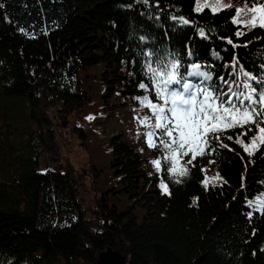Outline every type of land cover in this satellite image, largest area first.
I'll use <instances>...</instances> for the list:
<instances>
[{"label": "trees", "instance_id": "1", "mask_svg": "<svg viewBox=\"0 0 264 264\" xmlns=\"http://www.w3.org/2000/svg\"><path fill=\"white\" fill-rule=\"evenodd\" d=\"M218 4L231 7L213 11ZM0 5V264H94L108 247L125 264H264V145L248 155L235 143L246 129L230 128L211 140V155L174 176L165 149L147 145L152 129L139 122L151 117L140 99L155 97L140 87L151 84L150 53L179 60L181 72L198 64L212 76L206 86L264 88V27L233 23L244 0ZM59 111L76 117L75 132L102 169L43 166L47 142L65 134ZM210 161L219 179L205 189Z\"/></svg>", "mask_w": 264, "mask_h": 264}, {"label": "snow or ice", "instance_id": "2", "mask_svg": "<svg viewBox=\"0 0 264 264\" xmlns=\"http://www.w3.org/2000/svg\"><path fill=\"white\" fill-rule=\"evenodd\" d=\"M251 4L249 8L248 0H244V7L235 9L233 23L242 24L249 30L257 26L264 27V5L258 4L257 0H251ZM200 7L198 4V11ZM228 7H231V4H218L213 6V11ZM242 16L247 19L242 20ZM181 22L188 23L187 20ZM203 35L201 32V36ZM149 55L147 71L151 84L142 82L140 87L146 91L149 88L154 89L155 97L144 96L140 99L141 105L150 110L151 117L145 116L139 122L142 126L152 129L145 133L147 145L155 148L158 141L165 149L163 159L171 161L172 165L168 171L174 176L187 175L188 165L192 164L197 156L211 155L215 151L211 140L220 141L219 133L230 128L246 129L237 135L235 143L240 144L248 155L260 151L264 145V88L258 92L250 83L245 82L243 88L248 90L245 93L235 90L231 85L227 89L219 88L215 84L206 86L204 81L212 80V76L201 72L198 64H193L190 71L181 72L179 60L161 62L160 58H157L153 61L152 54ZM154 63L156 67H153ZM243 71L241 69V72ZM193 76L203 77V80L194 83L187 79ZM252 78L248 76V80ZM224 83L228 84V81ZM174 85L178 87H173ZM87 119L91 120L93 117L89 116ZM248 125H253L254 129L246 127ZM248 132H253V135L250 142H245L243 137ZM220 146L227 147L223 143ZM189 155L190 159L180 165L178 171V160ZM152 163L157 171L161 170L160 159L153 160ZM213 179H219V173ZM176 182L181 181L177 179ZM160 186L165 194L170 195L167 185L161 182Z\"/></svg>", "mask_w": 264, "mask_h": 264}, {"label": "rangeland", "instance_id": "3", "mask_svg": "<svg viewBox=\"0 0 264 264\" xmlns=\"http://www.w3.org/2000/svg\"><path fill=\"white\" fill-rule=\"evenodd\" d=\"M58 113L57 120L61 126L60 130L65 134L62 138H58L56 135L53 143L52 140L47 142L48 146L46 152L41 158L43 166H52L55 169L69 166L71 170L88 175L91 173L90 170H92L93 164H97V166L102 169V165L104 164L101 162L102 160L99 161L96 159L91 145L89 144V146H87L84 139L80 138L75 132L76 117L68 115L65 111H59ZM55 128L57 129L56 126ZM214 165L215 164L208 162L205 166L207 177L202 182V186L205 189H208L215 180L217 181V179H213V177L217 175L213 170ZM206 180L207 186H205ZM94 193L95 189L92 191V194ZM92 194L91 192L86 194L87 199L90 200Z\"/></svg>", "mask_w": 264, "mask_h": 264}, {"label": "water", "instance_id": "4", "mask_svg": "<svg viewBox=\"0 0 264 264\" xmlns=\"http://www.w3.org/2000/svg\"><path fill=\"white\" fill-rule=\"evenodd\" d=\"M126 255L114 251L110 247L102 251L94 264H125Z\"/></svg>", "mask_w": 264, "mask_h": 264}]
</instances>
